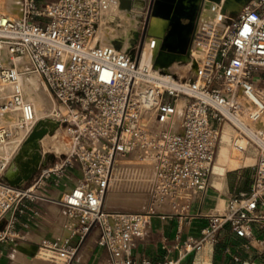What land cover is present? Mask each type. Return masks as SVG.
<instances>
[{"label":"built area","instance_id":"1","mask_svg":"<svg viewBox=\"0 0 264 264\" xmlns=\"http://www.w3.org/2000/svg\"><path fill=\"white\" fill-rule=\"evenodd\" d=\"M21 3L20 16L0 10V84L15 83L22 73L39 74L54 99L52 119L59 122L57 130L68 132L70 143L21 186L4 179L20 147L8 159L0 157V260L6 255L2 245L28 240L31 226L49 213L62 232L37 246L55 264H69L92 238L109 249L115 264H181L179 259L137 263L126 255L152 216L184 215L195 195L211 185L225 124L235 133V146L256 151L255 177L248 190L229 198L225 212L211 216L203 238L187 239L184 249L201 248L213 229L227 223L239 236L253 224L264 232V124L258 123L264 110V78L259 76L264 70V0H250L236 15L223 11V1L204 0L190 59L177 61L189 65L186 76L156 67L154 58L142 64L148 37L141 50L139 42L132 47L131 39L120 36L102 43L103 19L120 0ZM117 39L123 40L121 48L114 44ZM150 46L157 49L156 37ZM15 102H22L24 141L39 121L21 91L6 96L0 107V145L14 135L5 118ZM146 166L145 208L108 209L107 196L117 180L136 181Z\"/></svg>","mask_w":264,"mask_h":264},{"label":"crops","instance_id":"2","mask_svg":"<svg viewBox=\"0 0 264 264\" xmlns=\"http://www.w3.org/2000/svg\"><path fill=\"white\" fill-rule=\"evenodd\" d=\"M146 14L147 7L143 14L142 24H144ZM259 76L264 78V72L260 71ZM211 180V185L203 195H195L188 212L184 215L152 216L144 235L132 241L126 258L137 263L143 260L156 263L179 259L181 264L192 262L199 264H244V262L264 264V232L260 230L258 224H253L247 235L239 236L227 223L223 227L213 229L201 248L193 247L191 251H185V241L190 238L197 240L203 238L204 229L211 225V216L222 212L219 207L222 198L229 201L231 196L248 190L250 187V185L243 188L229 184L221 191L215 186L216 178ZM74 181L73 177L71 183ZM53 194L60 196V190H54ZM60 230L61 228L56 227L51 214L48 213L28 230V240L16 246L2 245L6 255L0 260V264H21V261L30 264L27 259L34 255H28V252L21 250L20 252L18 248L27 249L34 245L37 246L41 239L55 236L62 232ZM19 253L20 258L22 257L20 260ZM70 264H115V262L109 249L96 245L92 238L80 248L79 254Z\"/></svg>","mask_w":264,"mask_h":264},{"label":"water","instance_id":"3","mask_svg":"<svg viewBox=\"0 0 264 264\" xmlns=\"http://www.w3.org/2000/svg\"><path fill=\"white\" fill-rule=\"evenodd\" d=\"M133 0H120V8L124 10L139 9L145 10L147 14L144 20L143 30L133 31L131 46L139 42L140 50L147 37H156L158 47L154 57L156 67L167 70L177 61H188L189 57V36L193 32L201 5L204 0H142V5L136 6ZM215 2L223 1V11H231L236 15L241 8L250 0H209ZM153 17L161 19V24L157 26L152 23ZM143 19L140 13V21ZM117 48H121L122 39L114 41ZM132 53L134 49L131 50ZM195 68L196 65L193 64ZM59 126V122L47 118L39 120L32 132L22 143L19 151L15 155L10 165L17 169L15 176L8 174V169L4 179L11 185L21 186L29 182L39 171L40 167L47 166L49 162L55 160V154L43 153L40 140L47 134H53ZM1 228V225H0Z\"/></svg>","mask_w":264,"mask_h":264},{"label":"bare ground","instance_id":"4","mask_svg":"<svg viewBox=\"0 0 264 264\" xmlns=\"http://www.w3.org/2000/svg\"><path fill=\"white\" fill-rule=\"evenodd\" d=\"M20 1L21 0H0V10L9 13L12 16H20L22 12V3ZM132 3H134V5L136 6H140L143 2L142 0H133ZM139 17V9L124 10L118 6V3L112 4L111 9L105 15L99 30V37L102 40V43H108L109 39L113 36H120L126 39H131L133 31L138 29L136 28L138 27V25H136V20L139 19ZM110 21H114L115 24H110ZM152 23L159 26L161 24V19H159L158 17H153ZM151 41L152 37H148L146 46L143 51L142 64L151 63L156 54V49H153L150 46ZM174 68H180L179 63L173 64L170 68H168V71H171ZM44 89L42 88V84L40 83L37 76L33 74L31 75L22 73L17 82L0 84V107L5 103L6 96L21 91L23 94V101H28L34 105L38 120H44L47 118L52 119V114H45L46 111H44L45 109H47L46 103L47 101H49V98L45 95ZM247 104L249 105L251 104V102L247 100ZM21 105L22 102H15L13 104V107L6 113L5 121L16 129L12 138L7 143L0 145V154H6V159H8L10 155L13 154V152L17 151L19 147H21L24 138L26 137L25 130H23L24 127L21 128V126L19 125L21 121ZM258 123L264 124V110ZM227 131L228 130L224 132V135L226 137L228 134ZM49 135L50 134L45 135L40 140V145H43V141ZM228 151L229 148L225 146L223 147L221 152L222 158L225 162H227L226 153ZM231 152L233 154V156H231V160L235 162L233 164H237L240 159V153L235 148H233V151ZM148 170L149 166L144 167L141 176L139 177V179H135L136 181L130 178L126 179L124 178V176L121 177L120 180H117L115 187L112 191L109 192L107 196L106 203L112 204L120 202V198H122V191L125 189V187L123 188V184L127 185L125 184V181L135 183L137 182L135 188L130 187L129 189L133 190L134 197L138 200L137 202H140L143 197V191L147 187L146 178L148 177ZM16 173L17 169L14 166L10 165L8 174L10 176H15ZM221 174H223V172H221Z\"/></svg>","mask_w":264,"mask_h":264},{"label":"rangeland","instance_id":"5","mask_svg":"<svg viewBox=\"0 0 264 264\" xmlns=\"http://www.w3.org/2000/svg\"><path fill=\"white\" fill-rule=\"evenodd\" d=\"M137 20H136V25H138V27L136 28L139 29V27H141L142 25V23L139 24L140 17ZM140 22H142V20ZM28 66L29 65H26V67ZM179 67L180 68H174L171 71L177 73L179 76H186L190 73L189 65H186L184 63H179ZM262 71L264 72V70ZM24 74H31V75L33 74L38 77L40 83L42 84V88L43 89L45 88L44 89L45 95L49 98V101H47L46 103L48 107L46 106L47 109L44 110L46 111L45 114H53L51 111L53 107L55 106L54 99L52 95L50 94V92L48 91L45 83L42 81V77L39 74H37L35 71H30L29 73H24ZM262 80L264 81V79ZM259 124H263V123H259ZM23 130H25V133L27 134V130L25 128H23ZM226 130H228L227 137L224 135V132ZM235 141H236L235 133L232 127L229 124H225L223 126V136L218 145L215 165H214L213 173L211 176V179H213L214 177L216 178L215 186L221 191H223L224 187H226L229 184L232 186L237 185V187L247 188L255 177L256 164H257L256 151L250 146L245 147V149H240L239 147L235 146ZM69 143H70V137H69L68 132L64 128H61L55 131L53 134H50L43 141V145L41 146H42V150L45 152H49L53 154L55 153L61 154V153L66 152ZM237 143L241 146L242 145L245 146V143L242 140H238ZM225 146L229 148V151L226 153L227 162L224 161L221 155L222 149ZM233 148L237 149L240 153V159L237 164H233L235 162L231 160L232 159L231 156H233L231 151H233ZM15 152H13V154ZM229 155L231 158L229 157ZM0 157H6V154H0ZM221 172H223V174H221ZM125 182H126L125 184L127 185L123 184V188L125 187V189L122 191V194H121L122 198H120V202L112 203V204L106 203V207L112 210H142L144 209L148 201L146 189L143 191V197L141 201L137 202L138 200L134 197L133 190L129 189L130 187L135 188L137 182L136 183L128 182V181H125ZM228 202H229L228 199L224 200L222 198L220 200L219 207L222 210V212L226 211ZM18 249L19 251L20 250L25 251V253L28 252V255H34V256L28 257L29 259L26 258L30 264H55L54 262L50 261L48 251L36 245L30 248H27V249H21V248H18ZM78 254L79 252L76 254V256L73 259H75ZM20 259H22V257L20 258V253H19V260ZM73 259L70 261V263L73 261ZM12 261L14 262V260ZM20 263L26 264L25 262H22V261Z\"/></svg>","mask_w":264,"mask_h":264},{"label":"flooded vegetation","instance_id":"6","mask_svg":"<svg viewBox=\"0 0 264 264\" xmlns=\"http://www.w3.org/2000/svg\"><path fill=\"white\" fill-rule=\"evenodd\" d=\"M192 33L190 34L189 39H188L189 44H190V41H191Z\"/></svg>","mask_w":264,"mask_h":264}]
</instances>
